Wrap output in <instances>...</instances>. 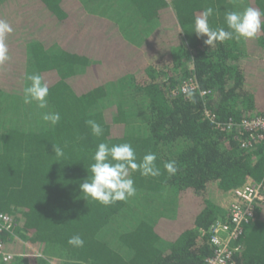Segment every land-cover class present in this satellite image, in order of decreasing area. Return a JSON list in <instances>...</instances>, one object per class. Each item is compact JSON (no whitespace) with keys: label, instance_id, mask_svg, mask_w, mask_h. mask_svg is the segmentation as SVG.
Segmentation results:
<instances>
[{"label":"trees","instance_id":"16d2710c","mask_svg":"<svg viewBox=\"0 0 264 264\" xmlns=\"http://www.w3.org/2000/svg\"><path fill=\"white\" fill-rule=\"evenodd\" d=\"M208 7L210 27L229 30L227 11L264 12V0H0L14 29L0 66V212L13 218L2 237L15 254L0 264H205L214 254L210 230L234 191L264 179V138L244 147L241 125L264 115V27L206 45L194 22ZM34 73L49 86L47 109L23 103ZM191 80V96L175 93ZM101 142L130 143L137 162L155 153L161 175L130 171L126 201L86 198ZM74 235L83 247L68 243ZM235 243L232 264H264V202Z\"/></svg>","mask_w":264,"mask_h":264},{"label":"clouds","instance_id":"9594fccd","mask_svg":"<svg viewBox=\"0 0 264 264\" xmlns=\"http://www.w3.org/2000/svg\"><path fill=\"white\" fill-rule=\"evenodd\" d=\"M214 15V9L208 7L201 15L195 18L194 31L198 37H207L204 40L206 45L214 47L217 41L224 42L233 38L247 40L258 36L264 27V12L247 7L241 11H227L225 21L227 28L213 29L209 25V17ZM14 31L12 26L3 19H0V66L11 60L9 48L6 43L7 37ZM28 83L23 90V103L31 104L36 102L39 109L48 108L49 86L39 73L29 74L25 77ZM189 96L191 93L189 92ZM42 119L56 125L61 120L59 112L42 113ZM92 135L99 137L103 135V127L95 120H87ZM54 153L57 157L64 155L63 149L53 144ZM93 163L88 168L90 176L80 185V188L87 197L99 201L104 205H111L117 201H126L136 194L135 181L130 176V171H139L142 176L157 177L161 175L160 169L156 166V154L149 152L139 162L135 149L130 143L114 144L111 147L101 142L97 145L92 157ZM164 168L169 175H175L178 171L176 161L165 162ZM68 243L75 247H83L84 239L80 235L69 238Z\"/></svg>","mask_w":264,"mask_h":264},{"label":"built area","instance_id":"2783aa9c","mask_svg":"<svg viewBox=\"0 0 264 264\" xmlns=\"http://www.w3.org/2000/svg\"><path fill=\"white\" fill-rule=\"evenodd\" d=\"M197 85L191 80L187 81L175 93L188 94ZM205 93V92H204ZM213 122H215L213 120ZM221 129L232 127V123H216ZM242 127L248 131L249 138L242 145L249 146L253 141L264 138V115L246 118L242 121ZM264 202V179L249 180L243 186L234 191V201L230 204L228 214L218 219L211 227V242L215 246L214 254L207 258L205 264H232L235 252L239 245L235 242L242 236L247 224H250L255 216L257 205ZM13 227L11 215L0 212V260L10 261L15 254L6 249L3 233ZM33 255L42 256L43 253L35 252Z\"/></svg>","mask_w":264,"mask_h":264},{"label":"rangeland","instance_id":"374dc122","mask_svg":"<svg viewBox=\"0 0 264 264\" xmlns=\"http://www.w3.org/2000/svg\"><path fill=\"white\" fill-rule=\"evenodd\" d=\"M53 264H56V263L53 261Z\"/></svg>","mask_w":264,"mask_h":264}]
</instances>
